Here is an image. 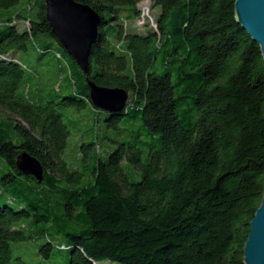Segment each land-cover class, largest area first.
Returning <instances> with one entry per match:
<instances>
[{
	"label": "trees",
	"instance_id": "16d2710c",
	"mask_svg": "<svg viewBox=\"0 0 264 264\" xmlns=\"http://www.w3.org/2000/svg\"><path fill=\"white\" fill-rule=\"evenodd\" d=\"M21 1L0 0V156L12 168L2 180H31L45 194L0 205V264H25L11 243L28 238L16 226L30 216L67 240V264H244L264 193V60L236 21V0H148L158 13L144 33L126 29L143 0H75L101 16L88 77L129 94L106 122L136 126L105 159L94 153L87 175L62 157L70 131L57 109L91 103L85 76L51 33L44 0ZM39 35V57L53 54L67 87L79 72L74 93L58 95V83L47 96L27 89L24 65L8 53ZM21 150L41 162L40 183L16 168Z\"/></svg>",
	"mask_w": 264,
	"mask_h": 264
},
{
	"label": "rangeland",
	"instance_id": "374dc122",
	"mask_svg": "<svg viewBox=\"0 0 264 264\" xmlns=\"http://www.w3.org/2000/svg\"><path fill=\"white\" fill-rule=\"evenodd\" d=\"M27 1L22 0L20 5L26 4ZM137 8L144 11V13L150 14L153 18L158 13V10H154L151 7L148 0H143ZM148 20L150 19L144 21ZM138 21L137 19L132 22L129 20L126 29L144 33L147 26ZM17 24H19L20 28L25 26L23 22H18ZM40 36H35L25 50H15L8 53L11 58L20 61L24 65L26 69L24 79L28 85L27 89L29 87V92H33L36 88L42 89L45 96H47L50 93H55H53V87L58 83L61 86L60 92H56L58 95H67L69 92L74 93L76 88H80L83 85V79L79 72L74 76L76 82L70 85L71 88L67 87L65 81L67 72L57 67L53 54L46 53L39 57L36 46L42 47L44 45ZM49 37L52 41L51 45L57 47V41L53 37ZM64 59L67 60L65 56ZM69 63L72 66L70 61ZM73 69L76 73L77 69L75 67ZM57 109L64 124L70 131L62 157L67 162L70 170H78L86 175L90 172L93 164L94 153L105 159L117 148L120 141H123L128 134H131L136 129V126L132 125H127V127L120 125V129L109 126L108 122H106L108 113L94 108L91 103H87L83 107H78L77 105L59 106ZM141 137L145 139L144 134ZM12 140L18 143L20 138L17 135H13ZM86 144H91V147L85 146ZM11 170L12 168L6 160L0 156V205L8 203L12 207H17L19 204L24 206L27 202L42 203L41 199L45 193L31 180L17 178L12 182H3L2 177ZM125 170L131 180L139 179L140 172L132 164L127 163ZM33 219L34 217L30 216L18 220L16 228L25 233L28 238L11 243L12 258H20L25 264H67L68 252L66 248L60 246L61 244H67V240L58 233H54L47 223L34 222ZM46 236L52 242V247L47 257L40 253V247L45 243ZM100 264L118 263L104 260Z\"/></svg>",
	"mask_w": 264,
	"mask_h": 264
},
{
	"label": "water",
	"instance_id": "95a60500",
	"mask_svg": "<svg viewBox=\"0 0 264 264\" xmlns=\"http://www.w3.org/2000/svg\"><path fill=\"white\" fill-rule=\"evenodd\" d=\"M44 4L50 31L83 72L93 107L109 113L122 112L128 100V91L120 87L98 85L88 77L89 55L98 35L101 16L75 0H44ZM235 18L258 43L264 60V0H236ZM15 166L22 174L32 176L39 183L44 178L41 162L26 150L17 154ZM243 261L244 264H264V193L250 222Z\"/></svg>",
	"mask_w": 264,
	"mask_h": 264
},
{
	"label": "built area",
	"instance_id": "2783aa9c",
	"mask_svg": "<svg viewBox=\"0 0 264 264\" xmlns=\"http://www.w3.org/2000/svg\"><path fill=\"white\" fill-rule=\"evenodd\" d=\"M146 17H148V18H146ZM145 18H146V19H150V20H148V21H149V23H150L151 26H153V27L156 26V25H155L154 18L151 17L150 14H148V13H144V11H141V10H140V16H139V18L137 19V20H139L138 22H140L141 24H144V25H145V23H146V21H144V20H146ZM2 57H3V56H2Z\"/></svg>",
	"mask_w": 264,
	"mask_h": 264
}]
</instances>
